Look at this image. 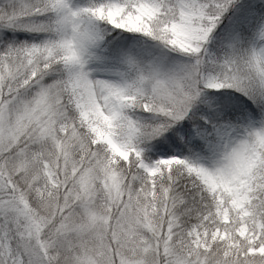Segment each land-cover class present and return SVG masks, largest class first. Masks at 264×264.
<instances>
[{"label": "snow or ice", "instance_id": "obj_1", "mask_svg": "<svg viewBox=\"0 0 264 264\" xmlns=\"http://www.w3.org/2000/svg\"><path fill=\"white\" fill-rule=\"evenodd\" d=\"M0 264H264V0H0Z\"/></svg>", "mask_w": 264, "mask_h": 264}]
</instances>
